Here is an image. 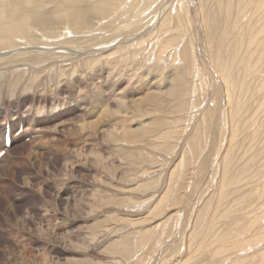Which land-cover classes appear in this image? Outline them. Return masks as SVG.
Returning a JSON list of instances; mask_svg holds the SVG:
<instances>
[{"label":"rangeland","instance_id":"obj_1","mask_svg":"<svg viewBox=\"0 0 264 264\" xmlns=\"http://www.w3.org/2000/svg\"><path fill=\"white\" fill-rule=\"evenodd\" d=\"M135 1L136 2L133 3L134 12H129V15L132 14L131 23L136 25L134 29L124 35H121V33H116L113 36H106L104 34L103 40H97L96 37L99 35L97 32L100 29L104 31L107 30L111 33L114 32L112 28H107V24L111 25L112 22H109V19L104 17L103 12L100 13V16H97L95 13L88 14L87 12L85 18H83L79 23L72 22L68 18L61 20L55 15H52L51 12L52 9H56L57 7H61L64 5L63 3H61V0H48V2H46L45 0L44 2H42L43 8L46 7L48 11L43 12L44 9L42 8L43 10H40L41 14H43L41 17L49 20L50 27H47L44 30L38 29V34H41V36L37 34L39 37H36V39L40 41V44H38L37 46L48 45L50 47H54L58 46V44L56 45V43L63 44V41L66 40L69 44L75 43L78 46L80 45L83 49L89 50L85 52H90L98 46H111V43L120 41L121 38L123 39L125 36L127 37L131 34L136 35L138 33L141 34L142 32L146 31V34H144L145 36H141L140 34H138L139 36H137V39L143 38V40L140 41L143 43L145 42L144 39H150L151 41L153 40V38H151L153 35H158L159 37L153 41L154 43L151 42V44L154 45H150L147 48L149 50L152 49L150 51V60L154 56L151 61H148V64L146 63V65H143V67H141L140 63L142 62H140V59L136 61L134 59H137V56H134L133 59L129 55L128 59H121L119 62H117L121 64L119 67L116 66V70L122 73V77H120L122 78V80H124V83L126 82L125 78L128 79L127 77H125L128 68L132 70L138 69V72H140L141 70V72H144L146 68L152 73L157 74L156 72H158V74L162 76H158L157 80H159L160 82L163 81V83H166V85L165 88H159L156 90L155 96L157 99H163L160 96L167 97L166 95L170 88L175 84L176 86L180 84L181 89L179 87H176L177 95L175 96V100H181V105L182 103L183 105L180 111L179 108H174L172 112L176 115L179 111V117L182 115H184V117L175 118L174 121L170 113H167L165 109H163V107L157 110L155 109V107L149 106V111L147 110L149 113V116L147 118L148 121L151 122V116L154 120L158 118V116H163L165 114L163 117L165 120L167 119V122L165 121L164 125H162L161 127H157L156 125L152 124L154 127V134L152 133L151 137H149L151 142H147L148 146H150L152 149H150V147L148 148V146H146L148 149H144V146L147 144L144 145V143L146 142H144L143 139L147 137H144L141 134V131H139L140 134L138 131L135 133L139 136L138 140L141 141H137L138 143L135 142L136 145H132L130 147L129 153L131 154V160L135 158V161L131 163V166H128L129 168H126L127 170L125 171L128 173V175L126 172L124 173L125 167L123 165V162L120 161L121 159H119L120 147L114 150L115 156L111 158L113 160V165L111 163V160L108 159L104 154V157L106 158V164L110 167L115 166L114 168L116 169V171L118 170L116 182L119 181L118 183L121 187H119L120 190H122L121 185L123 182L126 184L131 183L128 188L131 190L130 193L131 196H133V199H131L130 196L123 195L115 197V200H118L114 201V203L111 204V206L115 207V209L113 207V209L109 208L108 212L105 211L107 210V207L101 206V210L99 209V215L96 220H90L82 224L83 237L81 239L83 241H77L79 243H76V241L74 240L71 241L69 238H65V243L63 242V244L60 245L61 243L58 240L59 236L62 238H64L63 235L68 236L70 232L77 231L78 226L76 227L75 225H73L70 219L65 218V214H63V206L55 201V196H57V193L51 192V190H47L48 194L43 196L38 193L21 194V192L24 190L22 177L29 172L31 173L33 170L29 166H16L14 168V171H16V173H14V175L11 174V178H8V187L4 190V194L0 198V258H2L3 256L7 257L6 262H8L9 264H14L15 260H12V256L14 254L12 253L18 251L22 256H27V259H29L30 261H34L35 259V264H49L48 261L52 260L54 262H58L60 260L59 264H65L67 262H69L67 264H84L85 262H87L86 264H264V115H262L263 113H261V115L259 114L260 109L264 106V41H262V39L264 40V0H241L242 2L239 0H201L202 2L198 0L201 3V7L203 10V12L201 11L200 16L202 19V24L204 23L203 21H205V23L203 24V28H205L203 30L205 33H203V31L202 33H199L198 31L199 34L195 32L194 24L196 14L194 12L195 0ZM129 2L130 0H125L123 3H118L119 6H116L114 8H117V10H121V8L126 7L127 3L129 4ZM259 4L262 8L260 9L259 7L260 10L258 9V11L257 9L254 10L256 8L255 6ZM112 12H114V10ZM137 12L139 13L136 15L137 18H133V14ZM72 24H76V26L80 25L81 27L83 26L82 29L78 27L83 32L78 36H74L72 34V29L75 31L77 30ZM60 25L63 26V28H60ZM104 26L106 27L104 28ZM65 27L69 28L71 33L66 32V30H64ZM57 28L64 30V33L61 34V32H59L57 34L55 32ZM85 29L87 32V29H91L93 31L85 34ZM41 31H47L48 33H41ZM51 31H54L55 33H51ZM160 31L162 32V34ZM256 32H260V35H257ZM42 34L46 39L42 37ZM59 34L61 35L59 36ZM120 35L122 37L119 39L118 36ZM199 35L203 37L204 44H198V41H196L200 37ZM114 37H117L116 39L118 40L112 39ZM48 38L52 39L53 41H57L55 43H52V41H49ZM200 39L202 38L200 37ZM179 41L180 43H182L180 44ZM116 43L119 44V42ZM187 43L189 52L191 50H194L195 52L197 49L198 53L200 52L202 53L204 58L206 57V60H208L207 56L210 55L211 61H207V64L210 62L212 63L211 65H207L209 66L207 67L209 68V71H212V66L213 68L217 69L215 60L218 57H220L221 59L220 66L222 67L219 66V68L216 70V73L218 75L220 74L219 72H221V74L225 73L223 68H226L227 66L228 70L226 75L231 74V76L228 78L230 81L227 79L225 80V83H227L228 81L227 84L229 85V89L232 87V96H235L232 97L233 102L231 103L230 101V103L228 104V107L230 109H236V116L235 118H233V122L228 119V115L230 116V114H227V112H225L226 108L224 107V109L223 107H219V104L220 106H222V104L221 102L219 103V94L215 92L218 87H214V83H212L209 76L205 75L204 78L202 77L203 74L201 72L199 73V71H197V75L194 74L195 72L193 71V66H191L190 71L187 70L185 61L186 58L182 54V52H179V50H182V47ZM176 44H180L182 46H177ZM174 48L176 51L174 50ZM172 50H174L173 52H175L176 54L172 55V61L169 59V64L166 67V65H162L161 59L163 56H165V53H173L171 52ZM128 60L130 61L128 62ZM145 60H147V58ZM163 60H165V58H163ZM156 61H158L159 64L158 62L156 63ZM178 67L179 69H177ZM149 68H151L152 71ZM168 69H170L171 71ZM260 69H263L262 72ZM137 71H135V73H138ZM176 71L182 72L183 76L181 75V77H179V72L177 73ZM249 71L252 72L248 75L247 72L249 73ZM254 74L256 77L254 76ZM259 76L263 77L260 79ZM201 78L204 81H202ZM244 78L246 79L244 80ZM250 81L252 82L250 83ZM237 83L240 85V88ZM167 89L168 91H166ZM157 92H159L160 94ZM164 92L166 93L165 95ZM242 93L244 95H242ZM192 94L193 96H191ZM240 96L242 97L238 98ZM138 104L139 102L136 105ZM221 109H223L224 111L222 117V120L224 121L221 122L224 125L220 124L217 127L215 125V117L217 114H219V111ZM12 110L15 113H20V115L27 117L24 108L19 109L18 107H14L12 108ZM68 112L69 114L67 115V118V113L63 115L62 113L57 114L55 112L56 114L54 113L53 115H63L62 119L66 120L69 118V120L65 122H71L73 120L70 119H73L76 113L72 110ZM138 113L141 114V112ZM191 114L195 116V118H193L194 124L191 123V119L187 118V116H191ZM255 114H257L258 116ZM235 119L237 120V122L235 121ZM133 120H135L134 117ZM189 123L191 124L187 127V124ZM132 124V128L138 127L137 122H132ZM52 125L54 124H45L44 126L50 127ZM166 127L168 129H166ZM186 128L188 129L189 133H191L188 140L191 138V136H193L192 142H180V139L177 140V135L181 136V131H185ZM49 129L50 128L46 129V132L43 131L44 134L49 133ZM159 131L160 133L161 131H165L167 133L165 135L166 137H159ZM18 132L20 131L18 130ZM233 133H236L235 138L233 137ZM59 137H62V135L56 136L54 140H58ZM253 137L255 138L253 139ZM6 138L7 135H5V139ZM50 138L51 136L49 134V140ZM181 138H183V134ZM29 142L30 138H23L22 144H24L25 147H16L13 152L15 158H17L18 160H24L22 162V165L27 163L22 154L27 153L26 151H28L29 149ZM40 142H42V140L37 143ZM37 143L32 144V146L35 147ZM164 143L165 145H163ZM141 147L143 150L141 149ZM142 153L144 154V156H142ZM162 156L164 157L162 158ZM146 157L149 158V160L146 159ZM170 160L171 167L166 173H159L157 175L153 174L152 176H149V174H147V172H151L152 168L155 165L162 166L164 164L165 167ZM137 172L140 173L136 174ZM139 174H147L146 177L148 178L146 179L148 180L147 182H145L144 180L141 188L139 186L141 185L140 183H133L136 178L144 176ZM82 175L85 176V178ZM92 175L88 176L84 173L81 174L79 171L77 178L78 180H84L86 183L84 186L86 187L80 188V182L75 186L69 185V187H66L62 190V193H64L63 198L72 197V195H74V193L79 188L78 193L80 194L85 191V195H87V197L90 199L91 190L87 186L89 182L93 180L91 178ZM163 179L165 181V188L161 194V197L166 198V201L164 202L162 209L166 207V204L168 206L173 203V210H171L170 212L171 215L169 214L168 217H165V220H157L158 212H153L154 205H151V207L148 208V211L145 212L146 214L142 216L143 219L145 218V222H142L143 224L141 223L139 225H133L132 227H130V229L126 228L125 225L122 224V222H124L122 219L126 220L128 219V217L123 216V214L121 213L130 209L131 207L132 209H137V207L140 208L143 204H141V199L138 198L139 194L147 195L146 198L149 199L151 194H154L159 189L160 182ZM38 181L39 182H37V190L40 191L39 193L42 192V186L49 185L48 183L51 184L50 181H47V178L39 179ZM145 184L147 185L146 188ZM137 187H139L140 189ZM134 196H136L138 199ZM14 200H17L19 202V208L16 210V213L14 215V218H16L18 222H20L19 226L17 227L15 226L16 224H13L12 219L8 218L6 220V216L9 210L10 208H12V206L10 205ZM144 200L146 201V199H143L142 201ZM30 202L33 204H31ZM49 202L51 205H49ZM128 202L130 203V205H128ZM139 204H141V206ZM127 206L130 208H128ZM85 211L86 209L84 210V212ZM89 212L90 211L87 210L85 213L88 214ZM108 216L109 218H107ZM30 217H34V219H36V221L41 224V227L45 229V231L43 232L44 234H37L36 232L33 234L34 231L30 232L28 229H26L25 226H22V224H24V221H26L27 219H31ZM118 217H120V219L122 220L121 222ZM114 218L117 221H115ZM113 221L120 222L121 226L119 225V228L117 226V232H114V236L111 237L112 239H108L107 237L102 235V231L104 230L103 228L110 224V222L114 223ZM93 222H96V225ZM14 223L17 222L14 221ZM157 224L159 226L161 224V226L159 227ZM93 225L95 226V228H93ZM120 227L124 228L120 229ZM54 230L55 232H52ZM95 234L98 238H96V236L94 237ZM49 235L50 237H48ZM87 235H90L93 238H89L90 236ZM55 236L58 238H56ZM52 238L53 241L51 240ZM94 238L96 239V241ZM86 239L89 240L90 244ZM17 242H19V245H17ZM111 244L112 246H110ZM113 244L118 245V250L121 249L120 252L118 251L119 253H117L116 251L112 252L111 248L114 246ZM120 245L122 248L120 247ZM81 247L85 248L82 249ZM9 250H11L12 252H9ZM74 251L78 252L79 254L73 255L71 252ZM11 254L12 256H10ZM112 257H115V261L110 262ZM77 259H81V261L79 260L80 263ZM89 259L90 263H88ZM118 260L120 261V263H117Z\"/></svg>","mask_w":264,"mask_h":264},{"label":"bare ground","instance_id":"obj_2","mask_svg":"<svg viewBox=\"0 0 264 264\" xmlns=\"http://www.w3.org/2000/svg\"><path fill=\"white\" fill-rule=\"evenodd\" d=\"M44 1L45 0H0V152H5V155L0 160V198L4 194V190L8 187V183H7L8 178H11V176H10L11 174L14 175V173H16V171H14V168L16 166H29V167H31L34 172L31 170L32 171L31 173L30 172L28 174L25 173L26 175H24L22 177L24 190L21 192V194L38 193V194L43 196V195L48 194L47 190H51V192L57 193V196H55V201L63 206V214H65V218L70 219V221L76 227L78 226L77 231L70 232L68 236L63 235L64 238H62L58 235L59 236L58 240L61 243L60 245H62L63 242L65 243V240L68 238L71 241L74 240V241H76V243H79L77 241H81L82 240L81 238L83 237L82 224L86 223L90 220H92V221L96 220L98 215H99V209L101 210V206L107 207V210H105V211L108 212V209L113 207V206H111V204H113L114 201L118 200V199L115 200V197H117L119 195H123V196H130L131 199H133V196H131V193H130L131 190L128 188V186L131 185V183L126 184L123 182L121 185L122 190H120L121 187L119 186L120 185L118 183L119 181L116 182L118 170L116 171V169L114 168L115 166L110 167L109 165L106 164V162H105L106 158L104 157V154L107 156L108 159L111 160V163L113 165V160L111 158L113 156H115L114 150L117 149L118 147H120L119 159H121L120 161L123 162V165L125 167L124 173L126 172L125 171V170H127L126 168H129L128 166H131V163L133 161H135V158H133L131 160V154L129 153L130 147L132 145H136L135 142L141 141V140H138L139 136L136 135L135 133L137 131L138 132L141 131V134L144 137H147V138L143 139L144 142H146V143H144V145H145V144H147V142H151L149 137H151L152 133L154 132L153 125H156L157 127H159V126L161 127L162 125H164V122L167 120V119L166 120L164 119V117H163L165 115L164 114L163 116H158V118H156L154 116L156 118L154 120H153V117L150 115L151 116L150 118H152V120H151V122L148 121L147 118L149 116V113H148L149 106L155 107V109H157V110L159 108L161 109L163 107V109H165V111L167 113H170V115L174 119V121H175V118H180V117L182 118V117H184V115L179 117V115H180L179 111H180L183 103L181 105V102H180L181 100H175V96L177 95V88L176 87L180 88V84L177 86H176V84L173 85L172 87L170 86L171 87L170 90L169 91H168V89L166 90V91H168L166 96L169 99L165 96H160V95L159 96L162 97L163 99H157L155 96L156 90L159 88L163 89V88H165V85H166V83H163V81L160 82L159 80H157L158 76H160V74H158V72H156L158 70L155 71L157 73V74H155V73L150 72L147 68L145 69L144 72H141L142 70L140 71V68H139L140 72L137 71L138 69H133L134 70V72H133L132 69L128 68L127 74L125 76L128 79L125 78V81H126L125 83H124V80H122V78H121L122 73H120V71L116 70L117 69L116 66L119 67L121 64V63H117V62H119L121 59L122 60L128 59L129 55L131 58H133L134 56H137V59H134V58L133 59L136 61H138V59H140V62H142V63H140L141 67H143V65H146V63L148 64V61L150 60V57H151L150 51L152 49L149 50L147 48L150 45H154V44H151V42L154 43L153 41L159 37L158 35L152 36L149 33L152 36L151 38H153V40L150 41V39H148V40L144 39V41H145L144 43L140 42L141 40H143V38L137 39V36H139L138 34H140V33H138L136 35L131 34L127 37L125 36L126 38L124 37L123 39L121 38L122 37L121 35L127 34L131 30H133L134 27L136 26V25L131 23L132 22V18H131L132 14L129 15V12L133 11V6H134L133 3L136 2L135 0H130L129 4L127 3V6L124 8H121V10H117V8H114V7L119 6L118 3H123L125 0H97V1H95V0H61V3H63L64 5L62 4L63 6L57 7L56 9L54 8L51 10L52 15H55L59 19L64 20L65 18L66 19L68 18V19H70V21L77 22V23L81 22V20L83 18H85V15L87 12H88V14L95 13L97 16H100V13H102V12L104 13V17L108 18L109 22H112L111 25L107 24V28H109V29L112 28V30L114 32L111 33L107 30L104 31V30L100 29L97 32L99 35L96 37V39L97 40H103L104 34L106 36H108V35L113 36L116 33L117 34L121 33V35L118 36V38L119 39L121 38V40L116 41V42H119V44L115 42V43H111V46H98V47H95L90 52H85V51H89V50L83 49L80 45L78 46L75 43L69 44L68 41H66V40L63 41V44L62 43H56V45L58 44V46H54V47H50L48 45L47 46H37L38 44H40V41L38 39H36V37L41 36V34H38L39 33L38 29L44 30L45 28L50 27L49 20L41 17L43 14H41L40 10L43 8L42 2H44ZM199 1H201V0H199ZM199 1L198 0L194 1V4H195L194 5V12L196 13L195 19L193 18L195 20V22H194L195 32L198 33V31H199V33H202V31H203V33H205L203 30V29H205V28H203V26H204L203 24L205 23V21H203L204 23L202 24V19L200 17L201 11L203 12V10L201 7V3ZM239 1H241V0H239ZM46 2H48V0H46ZM170 2H172V1H170ZM81 3H83V4H81ZM228 4H231V3H228ZM175 5H176V3H175ZM263 5H264V3H263ZM255 7L256 8L255 9L253 8V9L254 10L257 9V11H258L259 7H260V9L262 8L260 6V4L255 6ZM205 8H206V6H205ZM43 9H44L43 12L48 11V9H46V7ZM113 10H114V12H112ZM140 10H142V9H140ZM138 12L133 14L134 15L133 18L134 17L137 18L136 15L139 14ZM255 16H257V15H255ZM263 16H264V13H263ZM253 18H255V17H253ZM158 19H159V17H158ZM200 21H201V23H200ZM72 25H74V24H72ZM74 27L77 30V31H75L72 29V34L74 36H78L79 34H81L83 32L81 30L83 26L82 27L80 25L76 26V24H75ZM78 27H80L81 29H79ZM105 27L106 26H104V28ZM255 27H253V28H255ZM60 28H63V26H61ZM60 28H57L55 30V32L57 34L59 32H61V34L64 33V30H66V32L71 33V31L67 27H65L64 30H62ZM87 30H88V32L85 29V34H88V33L93 31L91 29H87ZM44 32H47V31H41V33H44ZM55 32L51 31V33H55ZM145 32H142L140 35L145 36L144 35V34H146ZM61 34H59V36ZM161 34H162V32H161ZM258 34L260 35V32L257 33V35ZM47 35H49V34H47ZM199 36L202 39H200V37H199L198 40H196V41H198V44H200V43L204 44L203 37L201 35H199ZM253 36H254V34H253ZM42 37H44V39H46L43 34H42ZM183 37H186V36H183ZM116 38L117 37H114L112 39H116ZM256 38H257V36H256ZM253 39H254V37H253ZM48 40L52 41V43H55L57 41V40L53 41L52 39H49V38H48ZM116 40H118V39H116ZM237 40H238V38H237ZM134 41H136V42H134ZM262 41H264V40L262 39ZM139 42H140V44H139ZM179 43H180V41H179ZM242 43H243V41H242ZM244 44H246V43H244ZM118 45H119V47H118ZM179 45H177V46H179ZM241 45H243V44H241ZM262 45H263V43H262ZM116 46H117V48H116ZM180 46H182V45H180ZM147 50H149V51H147ZM174 50H175V48H174ZM174 50H172L171 52H173ZM179 52H182V54L186 58V60H185L186 61V68L188 71H190L191 66H193V71L195 72L194 74L197 75V71H199V73L201 72L203 74V76L201 75L202 77L205 78V75L209 76L212 83H214L213 84L214 87H218V89H216L215 92L219 94V97H220L219 103L221 102V104H222V106H220V104H219V107L220 108L221 107L226 108L225 112H227V114L228 113L230 114V116L228 115V119L231 122H233V120H234L233 118H235V116H236V114H235L236 109H232V108L230 109L228 107L229 106L228 104L230 103V101H231V103L233 102L232 97L234 95L232 96V91H231L232 87L230 89L228 87L229 86L227 84L228 81H227V83H225V80H227L231 76V74L226 75L227 70H228L227 66H226V68H223L225 73L221 74V72H219L220 74L218 75L216 73V70L220 66V62H221L220 57H218L215 60V64H217L216 65L217 69L213 68V66H212V71H209L208 70L209 68H207L209 66H207V65L208 64L211 65L212 63L210 62L207 64V61H209V60L211 61L210 55L207 56L208 60H206V57L204 58L202 53L199 52L200 53V55H199L197 49L195 52H194V50H191L189 52L188 43L186 45H184L182 47V50H179ZM194 53H195V56H194ZM174 54H176V53L175 52H173V53L169 52L167 54L165 53V56H163L162 59L160 58L162 65H164V66L166 65V67H167L169 64V59L171 60V57H173L172 55H174ZM257 55H259V54H257ZM146 58H147V60H145ZM152 58H151V60H152ZM163 58H165V60H163ZM130 60H128V62ZM157 62L158 61H156V63ZM163 62H164V64H163ZM158 64H159V62H158ZM220 67H222V66H220ZM149 69L151 70V68H149ZM177 69H179V67ZM164 70H163V72H164ZM168 70H170V69H168ZM262 70H261V72H262ZM135 71H137L138 73H135ZM247 71H248V69H247ZM243 72H244V70H243ZM251 72L249 71V73L247 72V74L249 75ZM161 74H162V72H161ZM164 74H166V73H164ZM178 74H179L178 76L181 77L182 72H179ZM167 75H169V74H167ZM172 75H173V73H172ZM207 76H206V78H207ZM254 76H255V74H254ZM262 77L259 76L260 79ZM129 78H130V80H129ZM223 78H225V79H223ZM248 78H247V80H248ZM245 79L246 78H244V80ZM263 79H264V77H263ZM127 80H128V82H127ZM202 81H204V80L202 79ZM251 82L252 81H250V83ZM247 86H248V84H247ZM239 88H240V85H239ZM117 92H119L120 94ZM159 92H157V93H159ZM157 93H156V95H157ZM233 93H235V92H233ZM165 94L166 93L164 92V95ZM242 95H244V94L242 93ZM191 96H193V94ZM241 97L242 96H240L238 98H241ZM138 102H139V104L136 105ZM17 105H20V106H17ZM14 107H18L19 109L24 108L25 112L27 114V117L20 115V113L13 112L12 108H14ZM174 108H179V111H178L179 114L177 113L175 115V113L172 112L174 110ZM228 108H229V110H228ZM236 108H238V107H236ZM70 110H72L76 113L75 117L73 119H70L73 121L65 122V121L69 120V118L65 120V119H62V116L67 113L66 114V118H67V115L69 114L68 111H70ZM262 110H264V106L259 111L260 115H261V113H263L262 115H264V111H262ZM55 112L57 114L62 113L63 115L62 116L61 115L55 116V115H53ZM138 112H141V114H139ZM193 114H191V116H187V118L192 120L191 121L192 124H194L193 118H195V116H193ZM223 114H224L223 109H221L219 111V114H217V115L215 114L216 115L215 125L217 127L220 124L224 125L223 123H221L224 121V120H222ZM238 115H239V113H238ZM255 115H257V114H255ZM133 117L137 121L133 120ZM185 117H186V115H185ZM238 118H239V116H238ZM225 120H227V119H225ZM235 121L237 122L236 119H235ZM132 122H135V123L137 122L138 127L132 128V125H133ZM51 123L54 125H52L50 127L44 126L45 124L48 125ZM191 123L187 124V127L190 126ZM228 125H226V126H228ZM236 125H237V123H236ZM257 125H258V123H257ZM261 127H262V125H261ZM48 128H50L49 133L44 134L43 131H45ZM230 128H232V127H230ZM166 129H168V128L166 127ZM225 129H227V128H225ZM18 130L20 132H18ZM239 130H240V128H239ZM257 132H254V133H257ZM159 133H160V131H159ZM243 133H244V131H243ZM49 134L51 136L50 140H49ZM139 134H140V132H139ZM166 134L167 133L165 131H161L159 137L165 136ZM182 134H183V138H181ZM233 134H234L233 137L235 138L236 133H233ZM238 134H240V133H238ZM5 135H7V143H6ZM58 135H62V137H59V139L58 140L56 139V141H55L54 138ZM190 135H191V133H189L188 129L186 128L185 131H183V130L181 131V136L177 135V137H178L177 140L180 139V142L181 141L182 142H192L193 136H191V138L188 140ZM261 136H263V135H261ZM44 137H46V138H44ZM23 138H30V142L28 144L29 149H28V151H26L27 152L26 154H22L25 158V161L27 162L24 165H22V162L24 160H20V159L18 160L13 155V152H14L16 147L17 148L20 146L22 148L25 147V145L22 144ZM254 138L255 137H253V139ZM40 140H42V142L37 143ZM153 141H154V139H153ZM232 142H234V141H232ZM35 143H37V144L35 145V147H33L32 144H35ZM8 144H9V147L7 146ZM141 144H143V143H141ZM163 145H165V143ZM257 145H258V143H257ZM146 146H148V144L144 146V149H148L150 147V146H148V148H147ZM152 146H153V142H152ZM177 146H176V148H177ZM141 149H142V147H141ZM150 149H152V148L150 147ZM142 156H144V154ZM163 157L164 156H162V158ZM146 159L149 160V158H147V157H146ZM114 164H115V162H114ZM162 166L164 167V164ZM162 166H160V165H155L154 167L152 166L153 168H152L151 172L150 173L147 172V174H149V176L150 175L152 176L153 174L157 175L159 173L160 174L166 173L168 171V169L171 167V160L169 161L168 164H166V166L164 168ZM134 168H136V167H134ZM79 171L81 174L84 173V174H87L88 176L93 174L91 176V178L93 180L91 182H89V184L87 186L91 190L90 191L91 197L89 196L90 199L87 197V195H85V191H83V193L79 194L78 193L79 188L74 193V195H72V197L63 198L64 193H62L63 192L62 190L66 187H69V185L75 186L77 183L80 182V184H81L80 188L86 187V186H84L86 184L85 181L84 180L82 181L80 179L78 180V178H77ZM138 173H140V172H137L136 174H138ZM144 173H146V172H144ZM127 175H128V173H127ZM139 175H144V176H140V177L136 178V180H134L135 179L134 178L133 183H135V184L140 183L141 185H139V186L141 188L143 183H144V180H145V182H147L148 180H146V179H148V178L146 177L145 174H139ZM83 177L85 178V176H83ZM43 178L44 179L47 178V181L48 182L50 181L51 184L48 183L50 186L43 184L44 186H42V190H41L42 192L39 193L40 191L37 190V182H39L38 181L39 179H43ZM84 178H82V179H84ZM164 183H165V181L163 179L160 182L159 189L154 194L152 193L153 195L151 194L149 199L146 198L147 195L139 194L138 198L141 199L140 200L141 204H143L142 206H141V204H139L141 206L140 208H138L136 206L137 209H132V207L130 208L127 206L130 209L126 208L128 210L121 213V214H123V216L128 217V219H126L124 217L126 220L122 219L124 221V222H122V224H124L126 228L130 229V227H132L133 225H139L142 222H145V220H144L145 218L143 219L142 216L146 214L145 212L148 211V208L151 207V205H154L153 206L154 207L153 212H158L157 213L158 214L157 220H162L165 217L169 216L171 210H173L172 209L173 203L172 204L170 203L171 205H168V206L166 204V207L162 209L163 204L166 201L165 200L166 198L161 197V194L165 188ZM146 186L147 185L145 184V188H146ZM172 187H173V185H172ZM137 188H139V187H137ZM132 189H134V188H132ZM134 197H136V196H134ZM143 199H146V201L145 200L142 201ZM172 201H174V200H172ZM31 204H33V203H31ZM34 204H35V202H34ZM18 205H19V202L17 200L12 201V203L10 205V206H12V208H10L8 214L6 213L7 214L6 220L8 218L12 219L13 224L14 225L16 224L15 225L16 227L19 226V224H20V222H18L17 219L14 218L16 210L19 208ZM49 205H51L50 202H49ZM128 205H130V203ZM113 208L115 209V207H113ZM32 209H33V207H32ZM85 209H86V211L89 210L90 212L88 214L85 213L86 212V211L84 212ZM49 211H51V210H49ZM218 213H220V212H218ZM109 216L107 218H109ZM43 217H45V216H43ZM30 218H31L30 220L27 219L26 221H24V224H22V226H25L26 229H28L30 232L34 231L33 234L35 232L37 234L38 233L44 234L43 232L45 231V229H43L41 227V224L39 222H37L36 219H34V217H30ZM118 218L120 219V217H118ZM104 219H106V218H104ZM114 220H115V218H114ZM122 220L120 219V222ZM157 220H155V221H157ZM14 221H16L17 223H14ZM115 221H117V220H115ZM66 222H68V221H66ZM120 222H114V223L110 222L109 225H107L105 228H103L104 229L103 231L101 230L102 229L101 228L100 230L102 231V235L107 237L108 239L113 237L117 226L119 228ZM107 223H108V221H107ZM160 226H161V224H160ZM93 228H95V226ZM96 228H97V226H96ZM123 228L124 227H122V228L120 227V229H123ZM100 230H98V231H100ZM52 232H55V230ZM87 236H90V235H87ZM95 236H96V234L94 235V237ZM48 237H50V235ZM91 237L92 236H90L89 238H91ZM41 238H42V236H41ZM53 238L51 239L52 241H53ZM56 238H58V237H56ZM96 238H98V237L96 236ZM43 239H44V237H43ZM46 240H47V238H46ZM86 240H88V239H86ZM95 241H96V239H95ZM54 242H55V240H54ZM88 242H89V240H88ZM89 244H90V242H89ZM17 245H19V242H17ZM113 245L114 246L111 248L112 252L116 251L117 253H119L121 251V249L118 250L119 249L118 245H115V244H113ZM110 246H112V244ZM60 247H62V246H60ZM120 247H121V245H120ZM83 248H85V247H83ZM199 249H200V247H199ZM74 250H76V249H74ZM85 250H83V251H85ZM7 251H6V253H7ZM10 251L11 250H9V252ZM71 253L73 255L79 254L76 251L71 252ZM12 254H14V255L12 256ZM12 254L10 256H12V258H13L12 260H15L14 264H32V263L35 264L36 263L35 259H34V261H32V260L30 261L29 259H27V256L26 257L22 256L21 253H19L18 251L13 252ZM102 256H104V255H102ZM79 260L81 261V259H79ZM6 261H7V257L3 256L2 258H0V264H9ZM45 261H46V259H45ZM52 261H48L49 264H55V263L59 264L60 260L58 262L57 261L52 262ZM80 261H79V263H80ZM89 261H90V259L88 260V263H90ZM102 261H104V260H102ZM112 261H115V257L111 258L110 262H112ZM18 262H21V263H18ZM67 263H69V262H67ZM67 263H65V264H67ZM74 263H75V260H74ZM86 263L87 262H85L84 264H86ZM117 263H120V261L118 260Z\"/></svg>","mask_w":264,"mask_h":264},{"label":"snow or ice","instance_id":"obj_3","mask_svg":"<svg viewBox=\"0 0 264 264\" xmlns=\"http://www.w3.org/2000/svg\"><path fill=\"white\" fill-rule=\"evenodd\" d=\"M0 155H3V152H0Z\"/></svg>","mask_w":264,"mask_h":264}]
</instances>
